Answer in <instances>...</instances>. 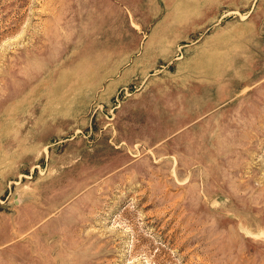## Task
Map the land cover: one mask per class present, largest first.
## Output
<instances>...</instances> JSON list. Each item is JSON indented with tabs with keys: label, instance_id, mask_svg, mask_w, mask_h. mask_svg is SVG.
Segmentation results:
<instances>
[{
	"label": "rangeland",
	"instance_id": "374dc122",
	"mask_svg": "<svg viewBox=\"0 0 264 264\" xmlns=\"http://www.w3.org/2000/svg\"><path fill=\"white\" fill-rule=\"evenodd\" d=\"M0 264H264V0H0Z\"/></svg>",
	"mask_w": 264,
	"mask_h": 264
}]
</instances>
